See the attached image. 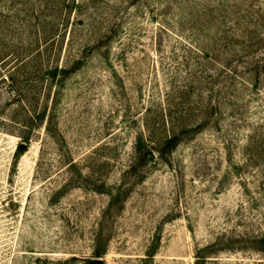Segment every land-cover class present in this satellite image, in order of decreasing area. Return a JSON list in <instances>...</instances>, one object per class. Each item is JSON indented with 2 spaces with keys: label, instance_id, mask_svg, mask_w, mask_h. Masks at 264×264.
Instances as JSON below:
<instances>
[{
  "label": "rangeland",
  "instance_id": "1",
  "mask_svg": "<svg viewBox=\"0 0 264 264\" xmlns=\"http://www.w3.org/2000/svg\"><path fill=\"white\" fill-rule=\"evenodd\" d=\"M0 264H264V0H0Z\"/></svg>",
  "mask_w": 264,
  "mask_h": 264
},
{
  "label": "trees",
  "instance_id": "2",
  "mask_svg": "<svg viewBox=\"0 0 264 264\" xmlns=\"http://www.w3.org/2000/svg\"><path fill=\"white\" fill-rule=\"evenodd\" d=\"M170 144H173L174 142L172 141V142H170V141H168Z\"/></svg>",
  "mask_w": 264,
  "mask_h": 264
}]
</instances>
